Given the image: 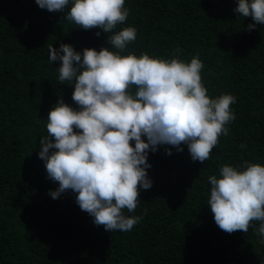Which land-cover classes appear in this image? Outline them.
Returning a JSON list of instances; mask_svg holds the SVG:
<instances>
[{"label":"trees","instance_id":"obj_1","mask_svg":"<svg viewBox=\"0 0 264 264\" xmlns=\"http://www.w3.org/2000/svg\"><path fill=\"white\" fill-rule=\"evenodd\" d=\"M71 6L49 12L35 0H0V264H264V238L254 231L260 222L228 234L207 204L208 177L222 165L264 166V25L248 31L254 21L234 11L238 0H125L129 16L114 32L134 27L137 36L121 54L178 52L186 62L198 55L208 95H233L236 119L203 164L186 145L149 152L152 187L140 189L133 213L124 210L142 219L111 232L94 225L72 190L52 199L58 183L38 156L51 108L59 99L78 107L73 82L58 79L61 62H49V46L117 51L107 44L114 32L65 19Z\"/></svg>","mask_w":264,"mask_h":264},{"label":"clouds","instance_id":"obj_2","mask_svg":"<svg viewBox=\"0 0 264 264\" xmlns=\"http://www.w3.org/2000/svg\"><path fill=\"white\" fill-rule=\"evenodd\" d=\"M35 3L49 12H64L69 0ZM234 11L254 21L248 31L264 25V0H238ZM128 16L125 0H72L65 19L84 30L108 34ZM136 36L134 27L107 35L115 52L101 47L80 53L67 44L48 50L50 63L61 62L59 81L73 82L72 100L78 106L59 99L46 119L47 135L39 141L38 156L47 178L58 183L49 195L58 199L72 190L94 225L111 232L130 231L142 219L125 215L124 210L133 213L140 189L152 187L149 152L159 146L183 152L181 145H186L192 161L203 164L236 119L230 107L236 103L233 95H208L198 55L190 62L181 60L178 52L171 59L147 53L122 55ZM165 151L172 155L170 148ZM208 181L207 204L216 225L228 234L246 233L257 221L254 231L264 238V166L248 161L239 168L224 164L219 176L211 175Z\"/></svg>","mask_w":264,"mask_h":264}]
</instances>
